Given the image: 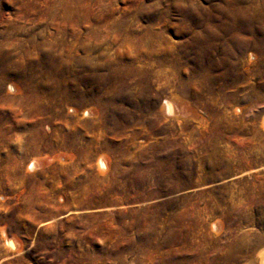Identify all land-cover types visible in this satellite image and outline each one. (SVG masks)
Masks as SVG:
<instances>
[{
	"label": "rangeland",
	"instance_id": "374dc122",
	"mask_svg": "<svg viewBox=\"0 0 264 264\" xmlns=\"http://www.w3.org/2000/svg\"><path fill=\"white\" fill-rule=\"evenodd\" d=\"M262 247L264 0H0V264Z\"/></svg>",
	"mask_w": 264,
	"mask_h": 264
},
{
	"label": "bare ground",
	"instance_id": "6f19581e",
	"mask_svg": "<svg viewBox=\"0 0 264 264\" xmlns=\"http://www.w3.org/2000/svg\"><path fill=\"white\" fill-rule=\"evenodd\" d=\"M86 58V57H85ZM86 60H88V59H86ZM86 60H82V62L84 63H86ZM81 62V61H80ZM89 62V61H88ZM87 64V63H86ZM99 66V65H98ZM92 67V66H91ZM89 68V67H88ZM94 69V68H93ZM93 69H91V70H93ZM95 89V88H94ZM91 90V89H90ZM92 91V90H91ZM54 92V91H53ZM86 92V91H85ZM88 92V91H87ZM95 93V92H94ZM79 94V93H78ZM97 94V93H96ZM104 94V93H103ZM106 94V93H105ZM110 94V93H109ZM111 94H112V92H111ZM76 95V94H75ZM71 96H72V94H71ZM106 96V95H105ZM101 97V96H100ZM61 98V97H60ZM75 98V97H74ZM93 98L96 100L95 102H97V103H101V100L97 97V96H93ZM69 99V98H68ZM94 99H90V98H88L87 96H86V98H83L82 100H80L81 102H79L80 103V105L82 104V103H93L94 102ZM107 102V101H106ZM168 102V101H167ZM166 102V103H167ZM166 103H164V104H166ZM169 103V102H168ZM102 106V105H101ZM168 108H170V104H168V106H167ZM85 111V110H84ZM87 111V110H86ZM85 111V112H86ZM88 113H89V111H88ZM249 248V247H248ZM173 251V250H172ZM258 255H259V264H264V247H262L259 251H258ZM176 256V255H175ZM236 259V258H235ZM238 259V258H237ZM223 262H225V261H223ZM189 263V262H188ZM187 262L185 263V264H188ZM222 263V262H221ZM228 263V262H227ZM199 264V263H198Z\"/></svg>",
	"mask_w": 264,
	"mask_h": 264
}]
</instances>
